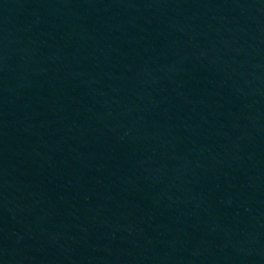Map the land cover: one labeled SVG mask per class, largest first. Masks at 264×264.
<instances>
[{
    "label": "water",
    "instance_id": "obj_1",
    "mask_svg": "<svg viewBox=\"0 0 264 264\" xmlns=\"http://www.w3.org/2000/svg\"><path fill=\"white\" fill-rule=\"evenodd\" d=\"M0 264H264V0H0Z\"/></svg>",
    "mask_w": 264,
    "mask_h": 264
}]
</instances>
